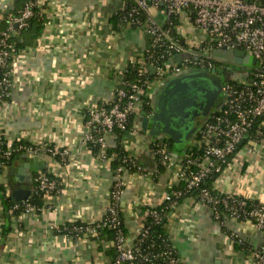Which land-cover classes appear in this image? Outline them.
<instances>
[{
	"label": "crops",
	"instance_id": "crops-1",
	"mask_svg": "<svg viewBox=\"0 0 264 264\" xmlns=\"http://www.w3.org/2000/svg\"><path fill=\"white\" fill-rule=\"evenodd\" d=\"M15 1L0 0V13ZM124 6V0H51L42 34L12 55L13 83L8 101L0 103V139L40 148L54 145L68 153L62 159L43 151L23 152L4 165L0 152V264L111 261L98 240L70 238L55 228L72 221H98L108 202L113 173L85 142L84 119L88 106L113 95L115 65H126L147 46L145 26L123 24L115 30L109 24L111 13ZM151 12L159 24L164 23L160 10ZM176 30L184 45V37L190 38L192 30L184 13L177 16ZM187 52L183 49L175 60L183 59ZM158 88L156 84L148 90L150 101ZM253 127L262 135L247 143L243 140L213 185L264 204V116ZM134 128L136 132L124 133L123 141L142 169L124 173L119 199L130 238L145 218L146 208L162 202V194L172 182L171 163L182 153L174 146L170 165L159 172L151 137L140 128V116L135 118ZM115 141V136L108 137L107 146L112 147ZM22 161L26 164L19 166ZM39 172L55 177L59 190L44 200L45 206L37 212L19 215L12 211V187L18 184L31 190ZM169 231L184 264H247L246 255L230 239L231 232L252 248H264V232L247 221L226 218L223 224L217 223L209 207L196 197H185L174 209Z\"/></svg>",
	"mask_w": 264,
	"mask_h": 264
},
{
	"label": "built area",
	"instance_id": "built-area-1",
	"mask_svg": "<svg viewBox=\"0 0 264 264\" xmlns=\"http://www.w3.org/2000/svg\"><path fill=\"white\" fill-rule=\"evenodd\" d=\"M126 14L120 18L123 24L145 26L147 46L140 55L126 65H115V90L106 100L90 105L85 110L87 132L85 142L98 146L96 157L108 163L107 138L114 137L113 130L125 129L128 118L140 116L142 104L152 105L148 90L160 86L165 80L179 74L207 70L223 77L227 70L222 60L213 56L218 48L242 49L252 57L253 63L242 71L240 78H225L221 86V100L187 143L177 162L171 163V150L167 147V136L151 137L152 153L165 168L172 164V182L162 194V202L145 210V218L136 226L132 238L123 225L119 199L124 187L123 175L131 166L132 172H140L141 165L127 152L116 174L108 194V202L101 218L95 222L72 221L55 228L58 233L76 239L94 238L102 243L104 250H111L109 264H184L172 243L169 220L172 212L185 197H194L206 204L212 218L223 224L226 218L247 221L264 232V204L230 192L217 190L213 182L223 171L229 157L252 130L254 122L264 116V0H132ZM51 0H22L16 7L12 4L0 13V97L9 96L12 86L11 65L15 43L13 35L28 26L33 17L46 23V6ZM151 9L164 15L159 24ZM181 13L191 24L190 38L184 37V45L176 30L174 19ZM5 22V25H3ZM16 25V27H15ZM187 50L183 59L176 55ZM128 65L136 67L134 80H127ZM155 71L150 73L149 67ZM220 67V68H219ZM147 98V100H145ZM129 131L136 132L133 127ZM254 140L262 135L260 129L252 131ZM248 140V141H249ZM89 147V145H88ZM24 152L35 154L43 151L49 155L66 158L67 150L57 146L42 147L19 145ZM14 150L13 142L6 141L3 156ZM216 175L211 186H204L205 179ZM179 182L183 185L180 187ZM59 190L55 177L48 172H39L25 200L15 202L11 210L18 214L37 212ZM33 197L42 199V204L33 202ZM167 220V222H164ZM167 225V230L158 231L154 226ZM111 237L105 239V231ZM232 242L246 255L247 264H264V248H252L234 232L229 233Z\"/></svg>",
	"mask_w": 264,
	"mask_h": 264
},
{
	"label": "water",
	"instance_id": "water-1",
	"mask_svg": "<svg viewBox=\"0 0 264 264\" xmlns=\"http://www.w3.org/2000/svg\"><path fill=\"white\" fill-rule=\"evenodd\" d=\"M213 56L236 64H247L252 58L242 49L225 48L215 49ZM226 69L229 70L230 67ZM149 70L153 74L155 68L150 66ZM220 91L219 75L212 71H190L171 77L159 86L156 97L152 100V110L149 113L139 111L140 128L152 138L166 135L175 148L182 151L217 103ZM242 142L243 140L239 145ZM22 164L25 165L26 162H20L19 166ZM12 169L20 171L17 167ZM22 179L23 176L19 180ZM29 193L28 188L18 184L11 189L15 202L25 200Z\"/></svg>",
	"mask_w": 264,
	"mask_h": 264
},
{
	"label": "trees",
	"instance_id": "trees-1",
	"mask_svg": "<svg viewBox=\"0 0 264 264\" xmlns=\"http://www.w3.org/2000/svg\"><path fill=\"white\" fill-rule=\"evenodd\" d=\"M21 1L22 0H16L15 1L16 7H19L21 5ZM124 1H125L124 8L113 11L111 13L110 17L108 18L109 24L115 30L120 29V23L119 22H120L121 16L126 14L127 10L131 6L134 5L132 0H124ZM174 23L177 24V18L174 19ZM3 25H5V22H3ZM43 26H44L43 20L36 18V17L31 18L29 20L28 26H26L23 29L18 30L13 35L12 40L15 43V49H14L13 53L18 52L20 49L24 48L26 45H32L33 43H35L37 38L43 32ZM132 26H134V25H132ZM135 72H136V67L133 65H128L127 70L125 72V78L127 80H134ZM8 99H9V96H2V97H0V103L8 101ZM145 100H147V98H145ZM142 110L149 113L152 110L151 104L150 103L148 104L146 101H144V103L142 104ZM134 122H135V114H131L128 118L127 123H126L125 129L122 130V129L115 128L113 130V133H114L115 139H116L115 144L112 147H108L106 150V156L110 158L109 165H110V168H111L113 174L117 173V170L120 166L126 164L124 159L127 156V151H126L125 146H124L123 136H124V133L126 131H128L134 127ZM255 123H256V121L254 122V124ZM253 129H254V127L252 126V130H250V132L247 135V138L244 141L245 143H247L249 139L253 138L252 137L253 136V134H252ZM166 141H167L168 149L172 150L174 147L173 142L171 141V139L169 137L166 138ZM5 145H6V141L3 138H1L0 139V147H1L0 152H1V156H2L1 160H2L4 165H8L11 162L12 158H14L15 156H18L24 152V150H22L21 148H18V146L19 145L26 146L28 144L23 142V141L14 142L13 143L14 150L11 151L9 156H3L2 153L5 149ZM88 145H89V148L91 149L92 153L96 154L98 146L95 145L94 143H89ZM235 150H234V152H235ZM155 161H156V165H157V170L159 172L164 171L165 167L162 164H160L158 158H155ZM134 170H136V167L131 166L127 172H132ZM215 177H216V175L213 174L211 177L205 179L203 185L204 186H211V182L215 179ZM182 185L183 184L181 182H179V186L181 187ZM193 196L196 197V193H194ZM32 200L34 203H36L38 205L42 204V199L39 197H33L32 196ZM12 202L13 201L11 200L9 203L11 204ZM164 222H167V220H165ZM154 228L157 229L158 231L167 230V225H165V223H163L162 226L158 225V226H154ZM105 235H106L105 239L109 240L111 237L110 231L106 230ZM107 253L109 255H111V259H112V257H113L112 251L107 250Z\"/></svg>",
	"mask_w": 264,
	"mask_h": 264
},
{
	"label": "rangeland",
	"instance_id": "rangeland-1",
	"mask_svg": "<svg viewBox=\"0 0 264 264\" xmlns=\"http://www.w3.org/2000/svg\"><path fill=\"white\" fill-rule=\"evenodd\" d=\"M252 63H253V60H252V58H250V60L248 61V63L246 65L250 66ZM237 67H239V66H237ZM237 67H234L233 66L231 70H224L223 69V75L225 73V76L228 77V78H233V77L240 78L242 76L241 75L242 71H244L245 70V67H247V66H245L244 68H241L242 71L239 68H237ZM161 85H162V83H161ZM155 97H156V93H154V98ZM162 136H166V135H162Z\"/></svg>",
	"mask_w": 264,
	"mask_h": 264
},
{
	"label": "flooded vegetation",
	"instance_id": "flooded-vegetation-1",
	"mask_svg": "<svg viewBox=\"0 0 264 264\" xmlns=\"http://www.w3.org/2000/svg\"><path fill=\"white\" fill-rule=\"evenodd\" d=\"M223 62H224V61H223ZM224 64H225V67H226V68H227V67H230L229 70H231L233 66H234V67L239 66V67H237V68H239L240 70H241V68H244V67H245V64H236V63H233V62H227V61H225ZM232 65H233V66H232ZM240 66H241V67H240ZM241 71H242V70H241ZM219 78H220L221 86H222V82H223V80H224L225 78H227V77L225 76V73H224V76L221 77V76L219 75ZM220 100H221V91H220V94H219V97H218V99H217V103L215 104V106L220 102ZM215 106H214V107H215ZM214 107H213V108H214Z\"/></svg>",
	"mask_w": 264,
	"mask_h": 264
}]
</instances>
